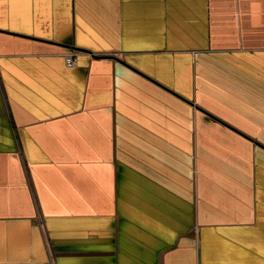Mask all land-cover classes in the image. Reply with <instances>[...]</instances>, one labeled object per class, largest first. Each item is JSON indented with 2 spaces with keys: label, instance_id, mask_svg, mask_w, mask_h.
Masks as SVG:
<instances>
[{
  "label": "crops",
  "instance_id": "obj_1",
  "mask_svg": "<svg viewBox=\"0 0 264 264\" xmlns=\"http://www.w3.org/2000/svg\"><path fill=\"white\" fill-rule=\"evenodd\" d=\"M0 264H264V0H0Z\"/></svg>",
  "mask_w": 264,
  "mask_h": 264
},
{
  "label": "built area",
  "instance_id": "obj_2",
  "mask_svg": "<svg viewBox=\"0 0 264 264\" xmlns=\"http://www.w3.org/2000/svg\"><path fill=\"white\" fill-rule=\"evenodd\" d=\"M75 56H76V53H74V52L66 55V57H65L66 66L72 67L74 65Z\"/></svg>",
  "mask_w": 264,
  "mask_h": 264
}]
</instances>
